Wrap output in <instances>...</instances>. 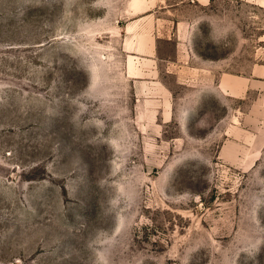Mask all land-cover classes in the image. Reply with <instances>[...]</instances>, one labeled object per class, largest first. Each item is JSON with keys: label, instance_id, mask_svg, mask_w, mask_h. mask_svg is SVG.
Masks as SVG:
<instances>
[{"label": "rangeland", "instance_id": "1", "mask_svg": "<svg viewBox=\"0 0 264 264\" xmlns=\"http://www.w3.org/2000/svg\"><path fill=\"white\" fill-rule=\"evenodd\" d=\"M0 264H264V0H0Z\"/></svg>", "mask_w": 264, "mask_h": 264}]
</instances>
